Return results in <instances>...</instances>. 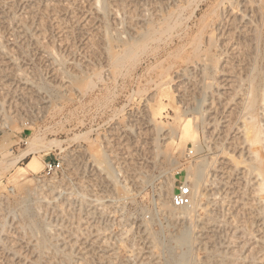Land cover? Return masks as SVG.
Returning a JSON list of instances; mask_svg holds the SVG:
<instances>
[{
    "label": "rangeland",
    "instance_id": "1",
    "mask_svg": "<svg viewBox=\"0 0 264 264\" xmlns=\"http://www.w3.org/2000/svg\"><path fill=\"white\" fill-rule=\"evenodd\" d=\"M94 1L0 0V264H169L190 224L189 264H264V189L239 131L254 113L264 125V0H103L107 15ZM144 18L143 49L113 63L105 47H129ZM31 137L62 140L40 152L58 171L10 163ZM103 153L124 188L97 170ZM190 162L206 163L205 194L170 219L163 171L176 189Z\"/></svg>",
    "mask_w": 264,
    "mask_h": 264
},
{
    "label": "bare ground",
    "instance_id": "2",
    "mask_svg": "<svg viewBox=\"0 0 264 264\" xmlns=\"http://www.w3.org/2000/svg\"><path fill=\"white\" fill-rule=\"evenodd\" d=\"M94 2H96L97 4V7L100 11H102L103 13L106 11L107 7H108V4L107 2H104L103 0L99 1V0H95ZM95 7V6H94ZM135 11H133L134 13ZM132 13V14H133ZM102 14V13H101ZM105 14V13H104ZM107 15V14H105ZM133 15H136L135 13ZM147 16V15H146ZM148 17V16H147ZM105 18V17H104ZM135 18V16H134ZM137 18V17H136ZM135 18V19H136ZM150 18V17H149ZM145 19V18H144ZM143 19V20H144ZM143 20H141V22L143 23ZM133 22V19L131 20ZM149 19H145L144 20V23L143 24H138L136 25L135 24H132L131 27H130V38L127 39V41L130 42V46L129 47H126L125 49H122L120 51L119 54H114L112 49L110 48V46L108 45L107 47H105V50H106V54L107 56L110 58L111 57V61L115 64L119 63L121 61L122 58H124L125 56L127 55H135L137 51L142 50L144 45H145V41L146 39L149 37V35L146 33V31L148 30V27H149V24L150 22H148ZM139 22V21H138ZM137 22V23H138ZM134 23V22H133ZM129 34V33H128ZM108 35V34H107ZM112 36V35H111ZM114 36V35H113ZM112 36V37H113ZM257 36V35H255ZM259 36V34H258ZM117 37V36H116ZM120 37V35H119ZM110 38V37H108ZM115 38V36H114ZM116 39V38H115ZM108 40V39H107ZM111 40V38H110ZM114 40V39H113ZM119 40V39H118ZM109 42V40H108ZM109 44V43H108ZM142 48V49H141ZM113 57V59H112ZM38 85V84H37ZM44 86V85H42ZM17 87V86H16ZM21 87V86H20ZM41 87V85H39V88ZM46 88V87H45ZM29 89V88H28ZM18 90V89H17ZM21 90V88H20ZM262 90V89H261ZM25 91V90H24ZM35 92V91H33ZM23 94V93H22ZM168 94V93H167ZM262 104H264V89L262 90ZM261 95V96H262ZM23 97V96H22ZM152 98V96H151ZM16 101V100H15ZM34 101V100H33ZM159 101H161V99L159 98ZM19 103V102H18ZM17 103V104H18ZM21 103V102H20ZM25 103V102H24ZM186 103V102H185ZM203 104V103H202ZM212 104V103H211ZM189 105V104H188ZM248 104H246L247 106ZM196 106V105H195ZM193 107L195 109H197L196 107ZM245 106V108H246ZM262 106V105H261ZM250 107V106H249ZM249 107L247 109H249ZM190 108V107H189ZM188 108V109H189ZM244 107L242 109H245ZM192 109V108H191ZM201 109V108H200ZM246 109V110H247ZM254 109V107H253ZM257 109V108H256ZM263 109V110H262ZM193 110V109H192ZM251 110V112H250ZM248 110V112L252 113V108ZM260 110L263 111V117H264V106L263 108H261ZM242 111V110H241ZM255 111V109H254ZM245 112V111H244ZM247 112V111H246ZM258 112V110L256 111ZM261 114L262 112L259 111ZM203 113V112H202ZM249 113V114H250ZM3 115V118H2V127L6 126V123H8L9 119H10V116L6 113V112H3L2 113ZM217 114V112H216ZM248 115V113H245L244 114V117L245 115ZM258 114V113H257ZM204 115V114H203ZM243 115V114H242ZM256 113L253 114H250L248 115L247 117H245L244 119L240 118L243 120V122L241 121V126H243V129L242 130H239V131H243V135L244 137L243 138V141H245L247 143V146H248V150H249V153H250V160H251V163H250V168L253 170V171H256V174L258 176H260V180H259V184H258V189L257 188V191L259 190V192L261 190L264 189V125L258 121L256 119ZM261 115V117H262ZM191 119V118H190ZM264 119V118H263ZM239 120V119H238ZM224 121V120H223ZM261 124H260V123ZM133 126V125H132ZM156 127V126H155ZM154 127V128H155ZM231 128V127H230ZM242 128V127H241ZM156 129V128H155ZM157 129H160L157 128ZM229 129V128H228ZM158 131V130H157ZM166 135V134H165ZM211 135V134H210ZM76 137L79 136L78 135H75ZM37 138V137H36ZM75 138V137H74ZM157 138V137H156ZM31 140L28 142V145L26 148H24V150H22V152L20 154H17L18 156L14 157V159H12V161L10 163H12L13 165H16V163L20 160V158H24V157H27L28 155L29 158L27 160V162L22 166V165H17L16 167L18 168V172L20 171H27V172H33V173H38L40 171L43 170L44 168V161L42 160V155L40 154V152L42 151H46V150H49L53 147H61V143H62V140L60 139H52V140H49V141H46V142H41L42 140L40 139V142H39V139L36 140L34 139L33 137L30 138ZM159 139V138H158ZM158 139H155V143L158 144V142H161V141H158ZM153 140H154V137H153ZM242 140V139H241ZM154 143V142H153ZM243 143V142H242ZM156 147V146H155ZM156 149V148H155ZM69 155V154H68ZM67 155V156H68ZM92 156V155H91ZM13 157V156H12ZM93 157V161H94V164L95 166H97V170L99 171H103V174L109 179V181L113 182V184L115 185L114 187H117V188H124V184H121V181L120 179L117 177V174H114L113 172V167H112V164L110 163L108 157L106 154L103 153L102 156L100 157H97V156H92ZM73 158V157H72ZM78 160V159H77ZM67 161V160H66ZM70 161V160H68ZM249 161V160H248ZM71 162V161H70ZM74 162V160H73ZM9 163V165H11ZM70 165V164H69ZM8 166V165H7ZM6 166V168H7ZM5 167V166H4ZM15 167V168H16ZM205 168H206V163H193V162H190L189 166H187L185 168V182H187L191 189H192V195H191V203L187 206H183V207H175L172 205L171 203V195H172V190L174 189L173 186H174V183H173V177H172V174H169L167 173L168 170H164L163 172H165L167 174V181H166V189H165V193H159V196L161 197L162 194H163V198L160 200L162 204L164 203H169V205H171V208L168 209L166 212H167V216L171 219V218H188V219H191L192 218V215H193V212H194V209L196 206H198L199 204V199L202 195H204L205 193L203 192V185H204V181H205V177H206V172H205ZM96 172V171H95ZM177 173V172H176ZM176 173H175V177H176ZM26 174V173H25ZM98 174V173H97ZM102 175V174H101ZM228 177V176H227ZM177 179V177L175 178ZM176 181V180H175ZM258 182V181H257ZM50 183V182H49ZM54 186V185H52ZM162 187V186H161ZM48 189V188H47ZM256 191V193L258 194V192ZM261 193V192H260ZM212 194H214L212 192ZM262 195V194H261ZM214 196V195H213ZM38 198V197H37ZM36 198V199H37ZM216 199V198H215ZM260 199V197H259ZM264 199V198H263ZM37 202V201H36ZM59 204V203H58ZM263 204V203H261ZM41 205V204H40ZM264 206V204H263ZM38 207V206H37ZM36 207V208H37ZM254 207V206H253ZM255 208V207H254ZM180 209V210H179ZM247 211V210H246ZM20 212V211H19ZM254 213V212H253ZM264 214V213H263ZM248 215V214H247ZM252 215V214H251ZM260 215V214H259ZM253 216V215H252ZM249 219V218H248ZM176 220V219H175ZM187 220V219H186ZM251 219H249V222H250ZM192 222V221H191ZM4 223V222H3ZM3 223H0L2 226L4 225ZM145 223V222H144ZM189 223V222H188ZM146 224V223H145ZM0 225V226H1ZM192 224H190L189 226H187L186 228H183V227H180L177 231V233L171 238L173 241H174V244L177 245V247L180 248V251L177 252V253H172V251L170 249V244L167 243L166 246H168V259H169V264H189L191 260H193L191 258V253H190V247H191V240H192ZM205 225V224H204ZM147 226V225H146ZM4 227V226H3ZM2 227V229H3ZM213 228V227H212ZM51 231V230H50ZM55 232V231H54ZM58 232V231H57ZM211 232V231H210ZM8 234V233H7ZM208 234V233H207ZM215 234V233H214ZM150 235L152 236V242L154 243V245L158 244V241L159 239L157 238V235L150 232ZM216 235V234H215ZM211 236L213 237V234H211ZM211 236H208V237H211ZM217 236V235H216ZM207 237V236H206ZM207 237V238H208ZM49 238V237H48ZM196 238V237H195ZM211 239V238H210ZM36 240V239H35ZM196 240V239H195ZM45 239H39L37 240V248L39 250H42V247L45 246ZM170 241V240H169ZM194 241V240H193ZM57 242V241H56ZM5 245V244H4ZM2 247V246H1ZM3 248V247H2ZM5 248V246H4ZM174 248V247H173ZM176 248V247H175ZM32 249V248H31ZM37 249V250H38ZM21 250V249H20ZM36 250V251H37ZM44 250V249H43ZM32 251V250H31ZM214 251V250H213ZM33 252V251H32ZM42 252V251H41ZM216 252H219L216 250ZM65 253V252H64ZM175 254V255H174ZM223 255V251L222 253H220ZM226 256L227 255V252L225 253ZM37 255V254H36ZM41 255V254H40ZM174 255V257H173ZM225 258V256H224ZM224 258H221L219 259L216 263L217 264H224ZM69 259V258H68ZM67 259V261H68ZM228 260V259H227ZM66 261V262H67ZM11 262V261H10ZM209 262V261H208ZM45 263V262H44ZM195 261H193L192 264H194ZM214 263V264H216ZM227 263V262H226ZM49 264V263H48ZM229 264V263H227ZM231 264V263H230ZM233 264V263H232ZM257 264V263H256Z\"/></svg>",
    "mask_w": 264,
    "mask_h": 264
},
{
    "label": "built area",
    "instance_id": "3",
    "mask_svg": "<svg viewBox=\"0 0 264 264\" xmlns=\"http://www.w3.org/2000/svg\"><path fill=\"white\" fill-rule=\"evenodd\" d=\"M2 120L0 119V129H2ZM23 145H26L25 141H21ZM193 151L191 149H188L186 151V157L192 158ZM61 168V163L59 159L55 156L53 160H46L44 161V168L43 173L45 175H50L55 173ZM180 171L176 173V175H179ZM185 174V173H184ZM175 188L173 190V193L171 195V203L175 207H183L187 206L191 203V195H192V189L190 185L185 182V175L182 176L181 179H176L175 181Z\"/></svg>",
    "mask_w": 264,
    "mask_h": 264
},
{
    "label": "crops",
    "instance_id": "4",
    "mask_svg": "<svg viewBox=\"0 0 264 264\" xmlns=\"http://www.w3.org/2000/svg\"><path fill=\"white\" fill-rule=\"evenodd\" d=\"M55 158V156L53 157H43L42 160L45 161V160H53Z\"/></svg>",
    "mask_w": 264,
    "mask_h": 264
}]
</instances>
